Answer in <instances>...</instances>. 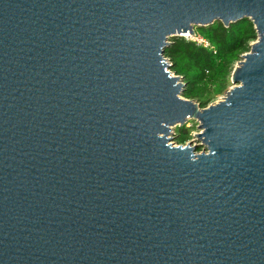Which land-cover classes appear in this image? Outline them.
<instances>
[{"label":"water","instance_id":"water-1","mask_svg":"<svg viewBox=\"0 0 264 264\" xmlns=\"http://www.w3.org/2000/svg\"><path fill=\"white\" fill-rule=\"evenodd\" d=\"M239 20L231 86L183 99L169 39ZM0 264H264V0H0Z\"/></svg>","mask_w":264,"mask_h":264},{"label":"trees","instance_id":"trees-1","mask_svg":"<svg viewBox=\"0 0 264 264\" xmlns=\"http://www.w3.org/2000/svg\"><path fill=\"white\" fill-rule=\"evenodd\" d=\"M199 31L209 42L208 48L184 37H174L164 55L172 61L169 66L174 74L186 83L182 94H186L183 93L188 90L186 86L206 83L223 92L235 64L250 49V43L256 40L253 24L249 20H239L228 26L214 22L199 28ZM200 104V107H205L203 102ZM175 135L176 142L183 143L189 138V130L179 129Z\"/></svg>","mask_w":264,"mask_h":264},{"label":"rangeland","instance_id":"rangeland-1","mask_svg":"<svg viewBox=\"0 0 264 264\" xmlns=\"http://www.w3.org/2000/svg\"><path fill=\"white\" fill-rule=\"evenodd\" d=\"M195 32L197 33V37L201 36L199 28H196ZM172 38H174V37H171L169 39V41H171ZM184 38L190 39V37H184ZM254 41H252V42H254ZM249 51H250V49L247 50L246 52H244L243 54H246ZM170 65H172V61H170ZM169 70L171 72H173L171 70V68H169ZM173 74H174V72H173ZM181 79L183 80V78H181ZM230 86H231V82H230V75H229L227 77L226 88H225V90L223 92L216 91L213 88V86L209 85V83H206L205 85L201 84V85H197V86L189 85V86H186V88L188 89L187 92H183V93H186V94H182L181 93V97L183 99L194 101L195 103H197L199 105V107L201 106L200 103L203 102L204 103L203 105L205 107H207V106H209L211 104H214V103L218 102L219 100H221V98L224 95V92ZM182 128H186V129L189 130V138H187L183 143H177L176 139H175V136H176L175 134H177L179 132V129H182ZM198 131H199L198 130V123L195 120H193V119H189L184 125L175 126V127L172 128V134L170 135V137H171L170 141L172 143H174V145H179V144L183 145V144H185L186 142H188L190 140V142H191L190 145L194 147V153H196L197 151H199L202 148L200 142L197 141L196 138L194 137V134L196 132H198Z\"/></svg>","mask_w":264,"mask_h":264},{"label":"built area","instance_id":"built-area-1","mask_svg":"<svg viewBox=\"0 0 264 264\" xmlns=\"http://www.w3.org/2000/svg\"><path fill=\"white\" fill-rule=\"evenodd\" d=\"M185 37H190V40L196 42L199 45H202L205 48L209 47V42L206 39H204L202 36L197 37V33L196 32L194 33L193 36H190V35L187 34ZM164 58L167 60V62H170L169 58L166 57L165 55H164ZM171 73L173 74V72H171ZM188 143L191 144L190 140L188 142H186L185 144H188ZM185 144H183V145H185ZM203 152H207V150L204 147H202L196 153H203Z\"/></svg>","mask_w":264,"mask_h":264}]
</instances>
